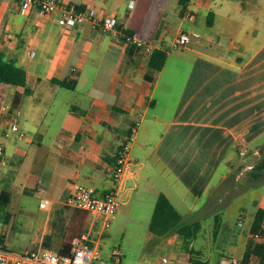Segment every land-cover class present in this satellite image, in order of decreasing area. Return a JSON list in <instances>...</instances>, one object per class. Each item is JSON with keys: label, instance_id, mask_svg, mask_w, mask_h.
Returning a JSON list of instances; mask_svg holds the SVG:
<instances>
[{"label": "crops", "instance_id": "obj_1", "mask_svg": "<svg viewBox=\"0 0 264 264\" xmlns=\"http://www.w3.org/2000/svg\"><path fill=\"white\" fill-rule=\"evenodd\" d=\"M60 3L100 18L116 17L129 32L165 49L168 57L162 70L153 72L144 50L91 22L68 28L58 23L59 12L41 15L34 6L0 0V53L27 75L26 86L0 85L5 149L0 177L12 186L0 198L4 191L11 194L8 204L15 192L23 198L20 210L31 233L26 247L69 254L73 239L88 235L103 253L110 237L104 216L64 201L77 185L93 186L100 194L116 189L122 207L144 192L155 209L163 193L185 222H201L200 236L215 235V221L208 231L203 221L219 213L215 206L223 185L238 166L245 167L237 179L256 165L240 156L254 154L259 160L264 152V0ZM186 11L195 18L187 19ZM183 32L192 41L174 48ZM12 123L20 130L5 138ZM134 126L128 169L117 180L116 153ZM246 187L259 188L255 182ZM255 202L264 204V190ZM239 218L236 214V222ZM0 237L8 248L6 234ZM158 238L156 247L170 249L172 257L144 258L139 264H163L164 258L167 264H212V257L218 264L220 252L241 260L246 244L226 242L232 249L241 247L208 253L196 245L199 238L187 248L180 237Z\"/></svg>", "mask_w": 264, "mask_h": 264}, {"label": "rangeland", "instance_id": "obj_2", "mask_svg": "<svg viewBox=\"0 0 264 264\" xmlns=\"http://www.w3.org/2000/svg\"><path fill=\"white\" fill-rule=\"evenodd\" d=\"M124 116L130 121L140 120L139 117L137 118L133 115L124 114ZM122 129L124 131L130 129V123L122 126ZM121 137L126 138L125 135ZM248 158H250L248 161L253 164H257L259 161L258 157L254 154L240 156V161L246 163ZM238 168V170L234 171L232 178L230 177L223 185L219 193L221 196L218 198L217 206H215L216 209L213 208L215 210L218 209L219 213L217 216L220 217V229H218L216 235L213 232L211 236L210 234L206 235V233H203L199 240L196 241V245L201 248L202 252H207L208 250L209 253L211 249L218 251L223 248L235 252L244 244L242 242L248 238L247 236L257 210L254 201L260 199V195L264 190V182L258 184L259 188L257 190L251 187L247 188L246 186L253 183L248 176L250 170L244 171L240 178L237 179V175L242 172V166L240 165ZM11 189L12 186L9 179L2 180L0 177V192L2 190L10 191ZM22 200L23 198L19 196L18 192H15L11 204L7 206L0 204V233L6 234L9 244L8 248L15 252L24 250L31 239L30 230L27 228L20 210ZM153 210L154 205L152 204L151 195L144 192L139 193L135 197L131 206L120 208L108 227L110 237L103 244V253L106 254V256L104 255V259L109 260L107 254L110 255L114 249H120L123 252L125 256L123 258L124 264H139L144 258L158 257L162 259L163 256L171 258L172 251L168 248H161V246L156 247L155 242H159L161 239L152 235L149 230ZM236 214L242 216L240 227H236ZM214 221V216L205 218L203 221L206 227L205 230L209 226L213 227ZM205 230L203 229V231ZM169 236L174 241L179 237L175 232ZM226 242H235L241 246H235L236 249H232V247L226 245ZM199 256V254L194 255L196 258H200ZM215 259L216 257H212V264L215 262Z\"/></svg>", "mask_w": 264, "mask_h": 264}, {"label": "built area", "instance_id": "obj_3", "mask_svg": "<svg viewBox=\"0 0 264 264\" xmlns=\"http://www.w3.org/2000/svg\"><path fill=\"white\" fill-rule=\"evenodd\" d=\"M20 6H34L38 9L41 15H49L60 13L58 23L64 27L74 28L85 22H91L95 26L101 27L103 30L111 32L116 37L120 38L127 45L136 49L144 50L148 55H151L156 46L140 39L135 34L123 28L116 17L100 18L93 11L84 10L75 6L64 7L60 0H15ZM185 17L193 20L195 14L192 11H186ZM192 41V36L189 33H181L174 40V48H184ZM7 107L3 111L7 112ZM20 127L17 123L11 124V130L4 132V137L10 136L11 131H19ZM136 132V127L133 128V134ZM130 141L123 144L116 153V163L114 177L120 180L127 172L130 162L131 143ZM5 153L4 144L0 139V162L5 163L3 158ZM245 152H242L244 154ZM65 203L77 210L99 214L105 218V227H109L111 220L117 215L122 206V201L119 197L118 190L113 189L106 194H100L93 186L77 185L75 190L65 198ZM47 202L42 203L41 207H46ZM124 254L120 249H114L109 260L104 259L101 248L98 245L90 244L88 235H83L74 238L72 241L71 252L69 254H58L53 251L26 247L21 252H15L7 248L6 243L0 237V264H122ZM167 258L163 259V264H167ZM218 264H241L238 258L220 259ZM249 264H256L251 261Z\"/></svg>", "mask_w": 264, "mask_h": 264}, {"label": "trees", "instance_id": "obj_4", "mask_svg": "<svg viewBox=\"0 0 264 264\" xmlns=\"http://www.w3.org/2000/svg\"><path fill=\"white\" fill-rule=\"evenodd\" d=\"M184 2L185 0H181ZM211 25L212 23L209 22ZM168 53L163 48L155 49L149 57V66L153 72H158L164 67ZM148 79L154 81V75H148ZM55 83L73 89L75 83L67 80H54ZM26 86L27 75L26 71L17 66L13 61H8L4 55L0 53V85ZM136 127V126H134ZM133 135V128L129 132L130 141ZM125 143V144H126ZM245 166H242L243 169ZM251 181L261 184L264 182V153L260 154L258 163L253 166L248 174ZM11 197L10 192L4 191L0 198V204L7 206ZM257 207L252 225L245 244V252L241 259V264H249L254 261L256 264H264V204L255 202ZM215 235L220 229V217H215ZM149 230L156 237H166L172 233H176L184 241L185 248L189 247L193 241L197 240L201 233V222L192 221L185 222L183 215L173 205L170 199L165 194H160L154 209V213L149 224ZM3 240V238H2ZM221 257L231 258V255L219 253Z\"/></svg>", "mask_w": 264, "mask_h": 264}, {"label": "water", "instance_id": "obj_5", "mask_svg": "<svg viewBox=\"0 0 264 264\" xmlns=\"http://www.w3.org/2000/svg\"><path fill=\"white\" fill-rule=\"evenodd\" d=\"M236 225H237L236 227H240V225H241V219L240 218L237 220Z\"/></svg>", "mask_w": 264, "mask_h": 264}]
</instances>
